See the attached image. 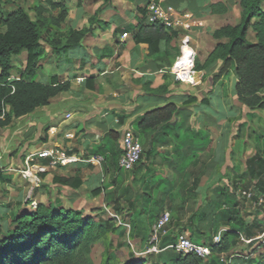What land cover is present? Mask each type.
<instances>
[{"label":"trees","instance_id":"trees-1","mask_svg":"<svg viewBox=\"0 0 264 264\" xmlns=\"http://www.w3.org/2000/svg\"><path fill=\"white\" fill-rule=\"evenodd\" d=\"M169 1L162 0L161 5ZM102 2V5L108 6L111 0ZM211 6L216 10L221 8L220 3ZM239 8V22L213 32L214 38L224 41L217 42L205 61L196 63L194 68L203 70L220 61L218 70L212 75V85H220L223 93L228 94L231 79L235 77L236 99L249 110L263 109L264 0H239ZM30 10L33 16L21 6L0 13V129L8 126L12 119L47 105L52 97L68 90L69 83L61 82L57 77H52L47 83L35 80L44 46L60 54L80 45L92 33L102 9L95 10L86 26L79 29L70 27L65 31L62 29L69 7L63 0H38ZM138 10L145 18L147 8L143 6ZM249 28L255 34V42L247 39ZM176 36V31L159 21L144 19L139 22L133 40L147 45L149 57L168 55L169 49L173 50L174 57L178 49L170 44ZM162 45L165 46L164 51ZM22 52H26L24 69L19 71L18 76L11 77L14 67L12 58ZM172 82H175L174 76L165 73L163 82L154 89L144 83L143 90L150 93L148 102H160L163 95L169 92ZM195 100L190 96L185 103ZM133 128L139 137L142 155L133 169L125 170L131 171L130 183L122 185L123 169L118 166L122 153L118 147L120 134L110 130L99 152L104 160L108 159L110 167L118 175L94 189L92 194H103L105 198L108 194H116L125 199L131 212L134 236H139L150 223L153 224L165 212V206L176 212L175 217L170 215L167 232L158 241L161 249L158 253L166 251L161 254L164 256L160 264H221L217 258L220 254H227L234 264H264V241L256 238L262 225L260 227L256 221L247 223L234 197L225 196L223 204L229 206L223 210H220L222 203L216 197L205 206L194 209V190L205 168V161L200 158L199 152L204 148L210 150V141L204 133L192 128L185 108L165 100L163 105L144 111L134 121ZM161 147L159 152L157 148ZM105 152H108L107 156ZM157 156L162 162L170 160L172 177L163 178L157 173ZM53 183L77 188L82 181L76 177L54 176ZM136 184L138 188L135 190ZM217 191L224 192L219 188ZM185 213H188L185 222H179ZM221 223L228 229L221 233L220 241L214 243L212 238ZM99 230L102 231L103 227L96 226L91 217L84 216L80 209L63 206L59 202L55 205L37 203L33 209L10 214L7 229L0 236V264H66L77 253L79 244L84 243L85 246L96 240ZM180 232H187L192 241L199 243L203 240L201 243L211 247L212 254L207 262L195 254H181L166 248L175 242ZM240 235L251 239L245 248L236 247Z\"/></svg>","mask_w":264,"mask_h":264},{"label":"crops","instance_id":"crops-1","mask_svg":"<svg viewBox=\"0 0 264 264\" xmlns=\"http://www.w3.org/2000/svg\"><path fill=\"white\" fill-rule=\"evenodd\" d=\"M63 1L69 7L63 31L86 26L95 10H102L92 33L80 45L60 54L44 46L35 80L47 83L57 77L61 82L69 83L68 90L52 97L47 105L12 119L8 126L0 129V204L6 202L9 206L6 200L11 198L20 201L13 197L19 187L23 190L27 183L18 173L25 156L52 147L65 149L77 160L65 166L48 167L41 173L39 185L32 187L35 197L48 196L47 192L57 185L53 183L54 176L76 177L82 181L77 188L57 185L67 192V201L79 197V190L93 191L108 183L118 173L99 152L106 134L110 130L118 132V147L122 149L121 136L125 129L134 131L133 123L144 111L163 105L166 100L185 108L192 128L204 133L210 141V150L204 148L199 152L205 168L194 190V209L216 197L223 210L229 206L223 204L225 196L231 195L238 203L242 218L249 224L256 221L261 227L263 219L260 222L257 215L264 210V202L258 201L260 197L264 198V108L249 110L236 99L235 77L231 79L228 94L223 93L220 85H212L211 78L220 61L203 70L194 68L196 63L205 61L217 42L224 41L214 38L213 32L239 22V0H171L165 4L164 8L189 13L186 18L189 28L174 30L177 36L170 44L178 49L174 57L171 49L168 55L149 57L147 45L133 40L139 22L145 19L138 8L147 7L150 1L161 5L162 0H111L108 6L102 5V0H82L93 7L88 14L77 11L82 6H79L80 0L73 8L75 13L71 9L72 0ZM216 3L221 4L220 10L212 8L211 5ZM184 35L189 37L187 47L194 53L193 69L201 74L200 81L191 85L174 78L175 82L170 83L169 92L160 102H148L150 93L143 90L142 85L148 83L154 89L163 82V74H171ZM247 39L255 42L251 28L247 31ZM164 48L162 45V51ZM25 59L26 52L15 56L13 64L18 65V72H12L11 77L18 76L24 69ZM190 96L196 100L185 103ZM157 150L161 152L162 147ZM91 157H102V160L90 162ZM155 161V166L160 169L158 174L163 178L172 177L169 159L162 162L157 156ZM34 163L47 165V160L36 158ZM121 178L123 186L130 183V177ZM218 188L224 192H218ZM243 192H251L252 197L247 198ZM54 201L60 202L57 196ZM166 207L165 212L172 216L176 213ZM187 215L183 214L179 222L184 223ZM227 229L228 226L221 223L217 233L221 235ZM236 247L245 248L246 243L239 240ZM225 257L228 258L227 254L217 255L226 263Z\"/></svg>","mask_w":264,"mask_h":264},{"label":"rangeland","instance_id":"rangeland-1","mask_svg":"<svg viewBox=\"0 0 264 264\" xmlns=\"http://www.w3.org/2000/svg\"><path fill=\"white\" fill-rule=\"evenodd\" d=\"M38 0H0V13L10 11L18 6L24 7L28 10L29 14L33 16V11L30 7ZM77 11L83 14H88L92 11V5L88 2H81ZM77 0H72V13H75L74 9ZM158 3V2H157ZM2 29L0 28V31ZM15 56L12 58L14 62ZM12 72H18V65L15 64ZM104 165H106L104 163ZM106 167V166H105ZM159 166H156L158 171ZM160 170V169H159ZM131 171H123L121 177L129 178ZM27 183L25 189H21L15 193V197L20 201L14 199L6 200L9 206L0 204V236L7 229V222L10 214H16L22 210L33 209L37 203L44 204H56L54 201L55 196L60 200V204L63 206H73L76 209H80L84 216L91 217L96 226H102L103 230H99L96 240L89 242L87 245L81 243L78 245L77 253L66 264H160L164 255L162 253H145V249L148 245L149 235L151 232L150 223L143 233L139 236H134L133 225L130 218V210L125 199H121L116 194H108L107 197L100 195L94 196L89 189L79 190V197H71L69 201L66 199L67 192L65 193L63 188L59 186H53L52 189L47 192V197L38 196L35 197L34 187L35 182H29V179H24ZM105 182L104 184H106ZM39 185V184H38ZM138 188L135 185V190ZM110 193V190L109 192ZM61 196V197H60ZM68 196L70 194L68 193ZM120 198V199H119ZM116 199V200H115ZM115 200V201H114ZM51 201V202H50ZM176 213L173 214V217ZM261 222L264 218V210L259 211L257 215ZM172 217V215H171ZM263 222V221H262ZM171 226V225H170ZM172 229V227H170ZM144 228V227H143ZM169 229V230H170ZM2 232V233H1ZM159 247V246H158ZM161 255V256H160ZM225 255V254H223ZM225 262L220 261L221 264H234L228 258H224ZM145 261V262H144ZM203 261V260H202ZM61 264V263H59Z\"/></svg>","mask_w":264,"mask_h":264},{"label":"built area","instance_id":"built-area-1","mask_svg":"<svg viewBox=\"0 0 264 264\" xmlns=\"http://www.w3.org/2000/svg\"><path fill=\"white\" fill-rule=\"evenodd\" d=\"M146 8L147 11L145 19L148 22L159 21L165 27L173 30H187L189 28V24L186 22V18L189 17V13L187 11H174L170 8H164L156 1H150ZM188 40L189 37L184 35L181 41V52L174 61L170 72L176 80L196 85L200 81L201 74L193 69L194 53L187 47ZM121 146L122 153L118 159V166L123 170H131L141 159L142 155V146L139 137L131 128H127L123 132L121 136ZM36 158L46 159L47 165L34 163ZM76 160L77 158L72 155H68L65 149L56 147L43 149L26 155L23 161V167L19 169L18 173L23 179L33 180V182L38 185L41 181L40 174L44 173L48 167L57 165L65 166L75 162ZM101 160L102 157H91L88 159L90 162ZM242 194L247 198L252 197L251 192H243ZM258 201L261 204L264 202V198L260 197ZM169 220L170 214L168 212H164L154 221L151 226V232L145 253H158L161 250L158 247V241L160 237L167 232L166 226L169 223ZM256 238L264 241V218L262 222V230L258 233ZM220 239L221 235L220 233H217L213 236L212 241L217 243ZM239 239L246 244L251 242V239L246 238L244 235H240ZM166 248H171L175 252L181 254H195L203 261L208 259L212 254L211 247L208 244L201 242L196 243L192 241L187 232H180L177 235L175 242L167 245Z\"/></svg>","mask_w":264,"mask_h":264},{"label":"bare ground","instance_id":"bare-ground-1","mask_svg":"<svg viewBox=\"0 0 264 264\" xmlns=\"http://www.w3.org/2000/svg\"><path fill=\"white\" fill-rule=\"evenodd\" d=\"M182 61V60H181ZM184 67H185V65H184ZM187 69V68H186ZM185 78H187V77H185Z\"/></svg>","mask_w":264,"mask_h":264}]
</instances>
